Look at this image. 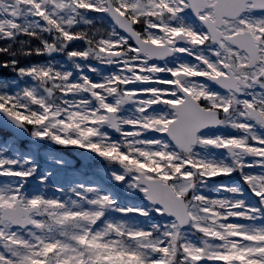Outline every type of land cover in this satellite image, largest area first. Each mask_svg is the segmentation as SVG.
<instances>
[{
  "label": "snow or ice",
  "instance_id": "6c2138e0",
  "mask_svg": "<svg viewBox=\"0 0 264 264\" xmlns=\"http://www.w3.org/2000/svg\"><path fill=\"white\" fill-rule=\"evenodd\" d=\"M0 68V264H264V0H0Z\"/></svg>",
  "mask_w": 264,
  "mask_h": 264
},
{
  "label": "rangeland",
  "instance_id": "374dc122",
  "mask_svg": "<svg viewBox=\"0 0 264 264\" xmlns=\"http://www.w3.org/2000/svg\"><path fill=\"white\" fill-rule=\"evenodd\" d=\"M0 75H1V76H4L3 73H1ZM9 75H10V76L7 77V78H6V77L1 78L0 81L5 80V79H11V78H12V73L9 72ZM27 148H28V145L26 146L25 151L27 150ZM44 149H45V150H44ZM44 149H43V151H47V150H48L47 147L44 148ZM72 154H73V153H72ZM71 159H73L74 161H77V162H78V159H79V158H78V155H77V154H74L73 158H71Z\"/></svg>",
  "mask_w": 264,
  "mask_h": 264
},
{
  "label": "water",
  "instance_id": "95a60500",
  "mask_svg": "<svg viewBox=\"0 0 264 264\" xmlns=\"http://www.w3.org/2000/svg\"><path fill=\"white\" fill-rule=\"evenodd\" d=\"M2 128V127H1ZM4 129V128H3ZM8 130H10V129H8ZM11 131V130H10ZM12 132V131H11ZM20 139H23V138H20ZM23 140H25V139H23Z\"/></svg>",
  "mask_w": 264,
  "mask_h": 264
}]
</instances>
